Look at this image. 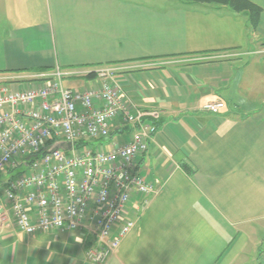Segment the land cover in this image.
<instances>
[{"label": "crops", "instance_id": "0c3cea01", "mask_svg": "<svg viewBox=\"0 0 264 264\" xmlns=\"http://www.w3.org/2000/svg\"><path fill=\"white\" fill-rule=\"evenodd\" d=\"M248 13L182 0H0V79L51 72L89 77L105 65L140 110L160 111L136 171V222L105 264H262L264 0ZM179 57V58H177ZM187 65V66H186ZM223 101L219 115L201 111ZM135 129L120 118L110 142ZM187 166V169L183 168ZM0 204L3 197L0 196ZM88 231L27 235L0 224V264H91Z\"/></svg>", "mask_w": 264, "mask_h": 264}, {"label": "built area", "instance_id": "2783aa9c", "mask_svg": "<svg viewBox=\"0 0 264 264\" xmlns=\"http://www.w3.org/2000/svg\"><path fill=\"white\" fill-rule=\"evenodd\" d=\"M124 69L101 67L82 90L64 87L71 75L60 66L0 79V176H18L0 189V224L13 215L27 235L88 231L95 238L86 252L91 264H105L117 252L136 225L125 219L128 205L154 189L136 171V161L157 131L147 119L162 115L140 110L126 97L115 80ZM226 108L215 101L201 111L219 115ZM120 118L135 129L131 141L105 145ZM60 142L70 143L71 151L50 153Z\"/></svg>", "mask_w": 264, "mask_h": 264}, {"label": "trees", "instance_id": "16d2710c", "mask_svg": "<svg viewBox=\"0 0 264 264\" xmlns=\"http://www.w3.org/2000/svg\"><path fill=\"white\" fill-rule=\"evenodd\" d=\"M182 1L194 2L198 4H216V5L229 6L237 14L246 12L249 15L250 29L252 32H256V30L258 29V26L260 24V18L263 12L261 7L255 5L249 0H182ZM89 77H93V73H91ZM52 142L53 141L48 142V144L50 145ZM183 168L187 169V166L183 165Z\"/></svg>", "mask_w": 264, "mask_h": 264}, {"label": "rangeland", "instance_id": "374dc122", "mask_svg": "<svg viewBox=\"0 0 264 264\" xmlns=\"http://www.w3.org/2000/svg\"><path fill=\"white\" fill-rule=\"evenodd\" d=\"M105 66H110V65H105ZM103 66V67H105ZM187 66V65H186ZM63 85L65 88H71L73 90H82L85 87L90 86L91 84L88 82V79H85L84 77L82 78H65L63 80ZM13 176H15L16 178L18 177L17 174H12ZM12 175L10 174H6V173H2L0 176V189L3 188L5 182L8 179L13 178Z\"/></svg>", "mask_w": 264, "mask_h": 264}, {"label": "water", "instance_id": "95a60500", "mask_svg": "<svg viewBox=\"0 0 264 264\" xmlns=\"http://www.w3.org/2000/svg\"><path fill=\"white\" fill-rule=\"evenodd\" d=\"M71 149H72V145L70 143L60 142L53 147L50 153H53L57 150L71 151Z\"/></svg>", "mask_w": 264, "mask_h": 264}, {"label": "bare ground", "instance_id": "6f19581e", "mask_svg": "<svg viewBox=\"0 0 264 264\" xmlns=\"http://www.w3.org/2000/svg\"><path fill=\"white\" fill-rule=\"evenodd\" d=\"M263 254H264V253H263ZM263 254H262V255H263ZM262 255H261V257H262Z\"/></svg>", "mask_w": 264, "mask_h": 264}]
</instances>
